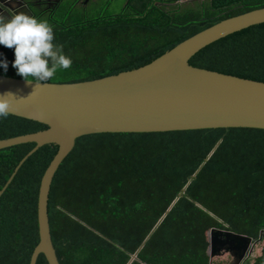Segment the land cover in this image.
<instances>
[{
  "label": "trees",
  "instance_id": "1",
  "mask_svg": "<svg viewBox=\"0 0 264 264\" xmlns=\"http://www.w3.org/2000/svg\"><path fill=\"white\" fill-rule=\"evenodd\" d=\"M128 0L118 13L67 7L51 25L72 58L51 82L93 80L146 65L196 33L264 7V0ZM108 10V9H107ZM0 45L12 67L14 50ZM3 48V49H2ZM197 67L264 81V22L198 51ZM48 128L9 113L0 139ZM36 146L0 149V191ZM59 150L48 143L20 165L0 197V264H30L40 241L42 177ZM49 217L61 264H231L209 253L212 229L252 237L264 264V128L101 132L77 138L52 183ZM36 264H49L41 253Z\"/></svg>",
  "mask_w": 264,
  "mask_h": 264
},
{
  "label": "water",
  "instance_id": "2",
  "mask_svg": "<svg viewBox=\"0 0 264 264\" xmlns=\"http://www.w3.org/2000/svg\"><path fill=\"white\" fill-rule=\"evenodd\" d=\"M263 22L264 7L226 18L146 65L93 80L37 84L0 74V95L9 92L15 95L9 113L48 125L43 130L0 139V149L36 143L21 160L8 184L25 159L39 147L48 143L59 146L41 180L40 241L30 264H36L41 253L49 264H61L52 239L50 192L59 166L80 136L101 132L264 128V81L190 63V59L207 45ZM8 184L0 191V197ZM209 236L210 255L228 250L234 256L231 264H244L255 249L256 241L252 237L232 230L212 229Z\"/></svg>",
  "mask_w": 264,
  "mask_h": 264
},
{
  "label": "clouds",
  "instance_id": "3",
  "mask_svg": "<svg viewBox=\"0 0 264 264\" xmlns=\"http://www.w3.org/2000/svg\"><path fill=\"white\" fill-rule=\"evenodd\" d=\"M4 10L8 15L0 13V45L14 50L12 67L17 75L40 84L51 82L59 71L72 67V58L55 41L53 27L46 20L23 11ZM8 67L7 58L0 53V68L6 73ZM14 97L11 92L0 95V119L8 117Z\"/></svg>",
  "mask_w": 264,
  "mask_h": 264
},
{
  "label": "flooded vegetation",
  "instance_id": "4",
  "mask_svg": "<svg viewBox=\"0 0 264 264\" xmlns=\"http://www.w3.org/2000/svg\"><path fill=\"white\" fill-rule=\"evenodd\" d=\"M115 0H0V7L8 11H23L33 14L39 19L46 20L50 25H55L59 18L57 16L61 9L67 7H81L84 11L97 10L103 5L110 7ZM124 5L128 4V0H123ZM157 3L166 4V0H156ZM101 6V7H100ZM0 9V13L8 15L4 10Z\"/></svg>",
  "mask_w": 264,
  "mask_h": 264
},
{
  "label": "rangeland",
  "instance_id": "5",
  "mask_svg": "<svg viewBox=\"0 0 264 264\" xmlns=\"http://www.w3.org/2000/svg\"><path fill=\"white\" fill-rule=\"evenodd\" d=\"M123 6H124L123 0H115L114 3L110 7H106L105 11H108L110 13H118L119 11H121ZM252 257H253V253L251 256H249V258H252Z\"/></svg>",
  "mask_w": 264,
  "mask_h": 264
},
{
  "label": "crops",
  "instance_id": "6",
  "mask_svg": "<svg viewBox=\"0 0 264 264\" xmlns=\"http://www.w3.org/2000/svg\"><path fill=\"white\" fill-rule=\"evenodd\" d=\"M255 250V249H254Z\"/></svg>",
  "mask_w": 264,
  "mask_h": 264
}]
</instances>
